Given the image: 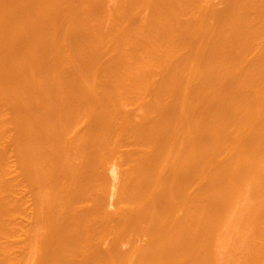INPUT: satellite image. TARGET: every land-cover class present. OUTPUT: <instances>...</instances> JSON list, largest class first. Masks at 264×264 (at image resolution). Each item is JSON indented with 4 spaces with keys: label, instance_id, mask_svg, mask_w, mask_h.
<instances>
[{
    "label": "bare ground",
    "instance_id": "obj_1",
    "mask_svg": "<svg viewBox=\"0 0 264 264\" xmlns=\"http://www.w3.org/2000/svg\"><path fill=\"white\" fill-rule=\"evenodd\" d=\"M208 1L0 0V264H264V0Z\"/></svg>",
    "mask_w": 264,
    "mask_h": 264
},
{
    "label": "rangeland",
    "instance_id": "obj_2",
    "mask_svg": "<svg viewBox=\"0 0 264 264\" xmlns=\"http://www.w3.org/2000/svg\"><path fill=\"white\" fill-rule=\"evenodd\" d=\"M92 1H95V0H92ZM96 1H97V0H96ZM99 1H100V0H99ZM103 1H106V3L103 2V4H104V3H105V4H108V3H110V4H111V3H114V4L116 5V3H118L119 0H103ZM107 1H109V2L107 3ZM212 1H213V2H212ZM208 2H211L212 4L214 3L215 6L217 7V9L219 8L220 10H221V8H224V7H225V5H224V4H225V1H224V0H211V1L209 0ZM106 6H107V5H106ZM145 6H146V5H145ZM145 6L143 5V7H145ZM108 7H109V6H108ZM112 7H113V6H112ZM141 7H142V6H141ZM141 7H140V8H141ZM110 8H111V6H110ZM140 8H139V9H140ZM148 8H149V7H148ZM106 9H107V8H106ZM108 9H109V8H108ZM139 9L136 10V11L139 12ZM150 10H151V8H150ZM150 10H149V9H144V8H143V9L140 10V13H138V14L136 13V15L138 16V15L140 14V17H141V16H142V17H145V16L148 15V13H149V15H150V12H149ZM149 15H148V16H149ZM142 17H141V18H142ZM107 18H108V17H107ZM109 18H110V17H109ZM137 18H139V17H137ZM148 18H149V17H148ZM148 18H147V19H148ZM111 19H112V18H110L109 21H111ZM145 20H146V18H145ZM107 21H108V19H107ZM112 21H113V20H112ZM146 21H147V20H146ZM107 23H109V22H106V25H107V26H108V25L110 26V24H111V25L113 24V22H111V23H109V24H107ZM107 28H110V27H107ZM261 47H262V46L260 45V48H259V49H258V48L255 49V51L258 50V52H259V51L261 50ZM258 52H257V53H258ZM253 55H255V52L253 53ZM157 78L159 79V76H158ZM136 107H137V106H136ZM136 107H135V108H136ZM5 110L8 111V110H9L8 107H6ZM7 113H8V112H7ZM7 113H6V112L4 113V114L6 115V118H7V119H6V122H7V123H10L11 120L8 119V118H9L8 115H10L11 113H8V115H7ZM5 115H4V118H5ZM7 116H8V117H7ZM10 117H11V115H10ZM4 118H3V119H4ZM0 120H2V117L0 118ZM8 120H9V122H8ZM4 121H5V120H4ZM5 142H6V141H5ZM5 142H4V143H5ZM4 143L2 142V144H4ZM5 144H6V143H5ZM0 145H1V144H0ZM0 147H1V146H0ZM12 152H13V151H12ZM12 154H13V153H12ZM13 155H15V153H14ZM14 158L16 159V157H14ZM14 158H12V159H13V162L16 164V162H15L16 160L14 161ZM17 160H18V159H17ZM17 162H18V161H17ZM14 163H13V164H14ZM15 164H14V165H15ZM121 164H122V163H121ZM123 164H124V163H123ZM126 167H127V166H126L125 164H124V166H123V165H120V164L117 166V170H118L117 173H118V176H117V175H116V176H117L118 179H116V181H120L119 183L117 182V183L119 184V186H122V185H123V184H122V183H123L122 181L125 180V179L123 180V175H124L125 172L128 171V170L125 171V168H126ZM126 169H127V168H126ZM124 171H125V172H124ZM125 175H126V174H125ZM118 184H117V185H118ZM120 184H121V185H120ZM14 214H15V212H14ZM17 214H19V212H18ZM17 214H15V216H16V219H17V221H18V218L20 217V216H19L20 214H19V215H17ZM15 216L13 215V217H15ZM17 216H18V217H17ZM8 219H9V218H8ZM8 219H7V220H8ZM10 219L12 220V217H10ZM14 219H15V218H14ZM14 219H13V220H14ZM5 220H6V219H5ZM7 220H6V221H7ZM11 220H8L7 223H10ZM13 220H12V221H13ZM9 221H10V222H9ZM15 223H17V222H15ZM2 237H3V236H2ZM2 237L0 236V239H1V240L4 239V238L7 237V236H5L4 238H2ZM8 238H10V239L12 240V237H10V235L8 236ZM10 239H7L8 241H6V242L11 241ZM13 239H14V238H13ZM16 240H17V239H16V237H15V240H13V241H16ZM1 242L3 243V240H2ZM6 242L4 241L5 244H8V243H6ZM11 242H12V241H11ZM9 244H11V243L9 242ZM16 246H17V245H16ZM18 246H19V245H18ZM18 246L15 247V248H17V249H16L17 251H18V248H19ZM16 250H15V251H16ZM19 250H20V249H19ZM19 252H20V251H19ZM15 253H16V252H15ZM21 253H22V252H21ZM17 254H18V253H17ZM17 256H18V255H16V257H17ZM20 257H23V256H20ZM20 257H19V258H20ZM17 258H18V257H17ZM19 258H18V259H19ZM31 263H32V262H30L29 264H31ZM22 264H23V263H22ZM33 264H34V263H33Z\"/></svg>",
    "mask_w": 264,
    "mask_h": 264
}]
</instances>
